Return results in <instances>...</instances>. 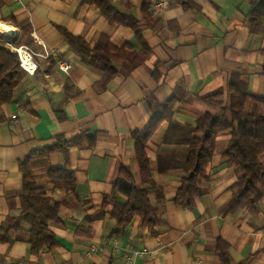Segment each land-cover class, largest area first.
<instances>
[{
	"label": "crops",
	"instance_id": "0c3cea01",
	"mask_svg": "<svg viewBox=\"0 0 264 264\" xmlns=\"http://www.w3.org/2000/svg\"><path fill=\"white\" fill-rule=\"evenodd\" d=\"M111 1L138 19L151 53L131 71L116 62L120 73L105 87V73L83 62L59 27L91 44L106 35L118 47L130 45L131 59L142 49L135 29L111 22L85 0H0V21L16 28L18 45L45 53L44 42L51 53L48 59L37 57L39 70L16 88L13 101L0 106V226L22 212L21 161L55 144L59 136L81 138L67 152L56 150L31 161L39 187L49 192L53 204L59 203L61 221L50 222L59 245L33 255L31 226L22 222L10 231L12 241L0 243V264H222L216 252L220 238L229 243L234 262L252 257L250 264H264V197L258 213L229 210L238 180L235 166L223 156L230 129L218 136L207 169L210 179L203 183L196 207L173 202L184 175V138L196 125L188 112L223 117L236 74L252 95L264 96V32L255 31L248 19L257 0H188L196 8L170 0L163 9L151 0L150 19L143 0ZM61 59L72 63L70 72L60 70ZM171 98L174 115L148 142L151 173L165 195L159 200L152 193L151 200L163 224L152 233L136 217L126 230L115 232L113 206L104 211V198L113 193L121 166L140 187L150 186L133 133L144 130ZM249 107L264 113L263 101ZM53 168L75 172L77 195L53 182ZM118 199L127 201L122 194Z\"/></svg>",
	"mask_w": 264,
	"mask_h": 264
},
{
	"label": "trees",
	"instance_id": "16d2710c",
	"mask_svg": "<svg viewBox=\"0 0 264 264\" xmlns=\"http://www.w3.org/2000/svg\"><path fill=\"white\" fill-rule=\"evenodd\" d=\"M86 3L96 6L111 22L135 29L136 37L142 46L141 51L134 57L128 55L130 45L116 46L111 39L103 35L96 44H91L83 37L73 35L66 28L59 27L65 35L72 51L81 57L83 62L105 73L103 84L117 76L120 71L116 62L123 63L129 71L137 68L150 55L151 49L146 43L138 19L117 9L111 0H85ZM186 8H196L188 0H183ZM151 0H143V11L150 19ZM249 21L254 30L264 32V0H257L252 4ZM260 28V29H256ZM14 44L18 45L17 39ZM29 73L21 66L17 52L0 40V106L13 101L16 88L24 81ZM232 95L231 104L225 109L221 118L210 111L200 115L188 112L196 118V125L185 135L184 141L188 150L181 167L184 170L182 184L173 202L185 209H194L197 199L204 195L203 183L210 179L208 165L216 151L218 136L221 132L231 130L232 137L223 151L229 166H235L238 180L232 187L233 196L230 202V211L240 208L253 214L260 212V202L264 197V163L261 155L264 153V113L259 114L249 107L251 104L264 102V96H254L249 91V85L243 81L241 75H234L230 82ZM175 100L169 99L160 106L149 125L142 131H134L136 151L144 178L150 183L149 187H140L133 173L125 166L120 168V176L114 185L111 195L104 198L103 210L113 206L111 216L117 220L115 232L126 230L136 217H140L144 226L152 233L163 224L160 209L151 200L154 193L159 200H164L163 189L154 180L148 153V142L154 136L161 124L174 115L171 108ZM80 137L68 139L59 136L56 143L39 153L29 155L21 161L20 167L24 174L21 196L22 212L18 216H10L0 226V243L12 241L10 231L21 228L22 222H28L30 228L31 252L40 256L44 252L54 250L59 241L50 228L51 221H61L59 203L53 204V197L37 183V176L31 168V161L37 156H49L53 151L67 152L72 146L80 143ZM53 182L69 192L77 195V178L74 171L65 168H53L49 172ZM126 196L127 201L122 203L118 195ZM229 243L220 238L216 252L222 264H250L252 257L236 263L232 260Z\"/></svg>",
	"mask_w": 264,
	"mask_h": 264
},
{
	"label": "built area",
	"instance_id": "2783aa9c",
	"mask_svg": "<svg viewBox=\"0 0 264 264\" xmlns=\"http://www.w3.org/2000/svg\"><path fill=\"white\" fill-rule=\"evenodd\" d=\"M169 1L170 0H157L154 4V7L156 9H163L169 4ZM34 34H35V37L37 38V40L42 42L39 39L38 35L36 33H34ZM10 35H11V37L9 38V40L4 39L3 42L8 47H10L13 51L18 53L21 66L29 74H35L39 70V65H38L37 60H36L37 57H42L45 59H48L51 57V53L48 50V48L44 42H42V44L45 47L46 52L45 53H38L30 45H16V44H14L13 40L17 36V31H15L14 33H11ZM58 66H59L61 71L67 72V73L70 72L71 69L73 68V65L70 61L62 60V59L59 60ZM143 253L144 252H142V251L137 252V254H143Z\"/></svg>",
	"mask_w": 264,
	"mask_h": 264
},
{
	"label": "bare ground",
	"instance_id": "6f19581e",
	"mask_svg": "<svg viewBox=\"0 0 264 264\" xmlns=\"http://www.w3.org/2000/svg\"><path fill=\"white\" fill-rule=\"evenodd\" d=\"M15 31H16L15 27L8 25V24H5V23H2L0 21V37L1 38L9 40V38L11 37L10 34L14 33Z\"/></svg>",
	"mask_w": 264,
	"mask_h": 264
},
{
	"label": "rangeland",
	"instance_id": "374dc122",
	"mask_svg": "<svg viewBox=\"0 0 264 264\" xmlns=\"http://www.w3.org/2000/svg\"><path fill=\"white\" fill-rule=\"evenodd\" d=\"M1 39V38H0Z\"/></svg>",
	"mask_w": 264,
	"mask_h": 264
}]
</instances>
